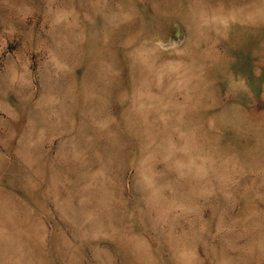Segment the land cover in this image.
<instances>
[{
  "label": "rangeland",
  "instance_id": "obj_1",
  "mask_svg": "<svg viewBox=\"0 0 264 264\" xmlns=\"http://www.w3.org/2000/svg\"><path fill=\"white\" fill-rule=\"evenodd\" d=\"M0 264H264V0H0Z\"/></svg>",
  "mask_w": 264,
  "mask_h": 264
}]
</instances>
